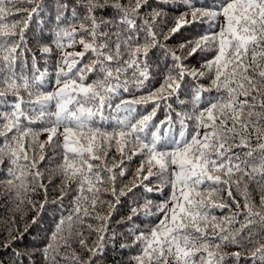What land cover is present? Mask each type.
<instances>
[{"label": "snow or ice", "instance_id": "6c2138e0", "mask_svg": "<svg viewBox=\"0 0 264 264\" xmlns=\"http://www.w3.org/2000/svg\"><path fill=\"white\" fill-rule=\"evenodd\" d=\"M44 7L0 0V194L15 212L0 222V264H100L112 215L138 188L160 198L129 207L145 226L120 245L135 249L128 264H264V0H55L33 50ZM197 54L199 67L185 63ZM55 179L69 204L45 243L24 244L17 217Z\"/></svg>", "mask_w": 264, "mask_h": 264}, {"label": "trees", "instance_id": "16d2710c", "mask_svg": "<svg viewBox=\"0 0 264 264\" xmlns=\"http://www.w3.org/2000/svg\"><path fill=\"white\" fill-rule=\"evenodd\" d=\"M45 7L42 9L41 13L37 16H34L32 23L30 24V29L27 33V37L29 40V47L36 49L37 37L41 35L46 40L50 34V30L54 27L53 18L55 15L54 4L55 0H44ZM153 6H156L153 4ZM176 13L169 10L168 15L171 18ZM171 26V25H169ZM201 28L199 25L193 27H185L180 30L179 33L174 35L167 43L169 47L178 48V46L183 43L186 39H191L195 36ZM77 51L79 49H76ZM152 56L153 68H155V62L158 60H162L159 50H154V54H150ZM201 61V57L197 54L195 57L187 60L185 63L189 66L199 67ZM171 64V60L168 61ZM40 67L43 69L45 67L44 61H40ZM47 67L49 71L52 70V61L50 60ZM161 69H163V63L161 62ZM154 78L149 82V88L154 89L159 86L161 82L160 77L153 73ZM128 97V94H124ZM176 106L175 104L173 105ZM145 109L141 106L138 107V111L143 112ZM148 110H151V105L148 106ZM164 118V111L157 112V120H162ZM41 140L45 139V136L40 137ZM51 153H48L50 156ZM49 160L46 158L44 162L41 164V170L45 173L44 183L48 184V176H49ZM136 164L131 165L130 171L134 170ZM6 169L0 168V179L3 178ZM131 177H127L124 180V183H127ZM59 179L53 180L51 185H48L47 192V202H45V194L43 190L38 191L31 198L35 202L36 207L33 208L31 205L27 206L25 211V218L20 220L17 217V226L24 230L25 226H28L27 235L24 240V244L35 242L36 245H42L46 242V237L49 234V231L52 229L54 225V220L59 218L61 212L65 211L66 206L69 204L71 199V191H69L68 196H66L61 202L58 200L60 196L59 189L56 187L59 185ZM155 181H153V186H155ZM143 197H147L149 199H159V195L155 192L153 193H144L143 188L134 189L133 193H130L126 197L121 198V203L117 205V210L112 215V220L109 224V232L115 231L117 233L115 241L109 243L108 247L105 250L103 258L100 261V264H128L129 257L134 254L135 249H122L120 245L122 243H130L131 237L128 236V229L133 226V224H139L141 227H144V219L143 217L133 218V221H127L126 217L129 214V207L133 204V202L137 199L140 202H143ZM106 199H111L110 197H106ZM43 204V209L40 208V205ZM66 214V212H65ZM15 215L14 205L7 197L6 194H0V222L8 220L10 217ZM37 218V222L32 224L31 221L33 218ZM2 226V225H0ZM95 236L89 237V243L95 240ZM23 244L17 245V247H22ZM0 257L4 259V261H8L11 258V251L0 253ZM37 264L40 262V257H36Z\"/></svg>", "mask_w": 264, "mask_h": 264}]
</instances>
